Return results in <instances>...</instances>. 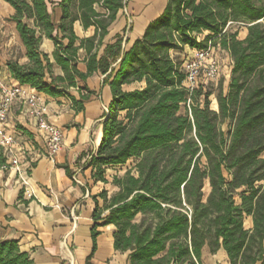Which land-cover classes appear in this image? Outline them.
I'll return each mask as SVG.
<instances>
[{
    "label": "trees",
    "instance_id": "obj_1",
    "mask_svg": "<svg viewBox=\"0 0 264 264\" xmlns=\"http://www.w3.org/2000/svg\"><path fill=\"white\" fill-rule=\"evenodd\" d=\"M1 1L14 11L9 22L27 59L25 65L6 61L18 85L65 97L75 111L91 95L85 82L94 73L110 89L101 141L88 167L94 182L104 184L107 169L129 167L112 180L117 193L98 195L104 205L93 212L92 251L96 228L113 225L114 249L129 252L130 264H200L204 245L211 253L222 248L229 264H264V0H167L140 39L124 50L117 37L100 57L125 0H60L58 24L48 10L51 0ZM75 1L79 17L70 11ZM77 20L83 29L94 27L91 38L75 37ZM231 25L245 27L243 39L229 31ZM42 38L53 43L62 76L53 75L40 51ZM209 45L231 61L227 86L220 80L215 90L199 84L189 91L183 62L169 52L187 49L188 56ZM79 49L87 57L86 73L77 70ZM133 83L144 87L122 90ZM69 89L86 94L76 101ZM213 91L216 110L210 108ZM103 211L108 214L98 225ZM0 264L33 262L8 241L0 242Z\"/></svg>",
    "mask_w": 264,
    "mask_h": 264
},
{
    "label": "crops",
    "instance_id": "obj_2",
    "mask_svg": "<svg viewBox=\"0 0 264 264\" xmlns=\"http://www.w3.org/2000/svg\"><path fill=\"white\" fill-rule=\"evenodd\" d=\"M59 2L51 0L48 6L54 24H58L62 16ZM124 4L115 21L107 28L98 57L103 54L106 45L116 42L117 37L122 40V48L127 50L143 36L146 26L163 12L167 0H125ZM94 10L106 15L97 5H94ZM70 11L73 16L79 17L76 1ZM13 14V9L0 0V83L6 85H18L11 78L6 61L16 60L19 65L27 63L13 24L9 22ZM72 30L79 40L91 38L95 32L94 27L83 29L78 20L72 24ZM78 45L79 42H76L75 46ZM54 49L51 41L42 38L40 51L49 57L53 75L62 76L52 59ZM16 50L22 54L18 59ZM184 52L188 50L184 49ZM169 53L178 60L177 55L183 51ZM77 57V70L86 73L85 51L79 49ZM103 78L101 74L94 73L86 80L85 85L91 95L82 103L81 111H75L67 98L51 99L37 93L47 105L49 123L63 132V145L54 162L46 159L44 142L26 115V107L16 102L7 114L9 131L16 135L14 148L24 152L21 160L25 158L33 163L27 172V197L17 174L5 168L7 160L0 149V242H16L20 252L26 253L33 264H130L129 252L114 249L116 229L113 225L96 228L99 234L92 251L93 212L96 205L98 209L104 205L98 195L103 190L108 198L117 193L118 188L112 185V180L122 177L129 167L128 164L124 168L107 169L105 184L94 182L92 169L88 167L101 141L103 116L111 102V92L107 85H103ZM142 87L143 83H133L123 85L122 90L131 92ZM69 91L76 101L86 94L82 92L79 95L75 89ZM107 214L108 211L101 213L98 225ZM139 219L140 216H137L136 221ZM243 226L246 230L252 228L250 217L244 218ZM200 264H229V260L222 248L211 253L208 245H204L200 252Z\"/></svg>",
    "mask_w": 264,
    "mask_h": 264
},
{
    "label": "built area",
    "instance_id": "obj_3",
    "mask_svg": "<svg viewBox=\"0 0 264 264\" xmlns=\"http://www.w3.org/2000/svg\"><path fill=\"white\" fill-rule=\"evenodd\" d=\"M213 50L214 48L209 45L204 51H193L186 56L181 69L185 74L189 91L195 89L199 84H207V82H201V78L209 81L217 77V67L211 59ZM16 102H20L26 107V115L32 120L36 131L41 135L45 157L50 162H54L55 156L62 148L63 132L49 123L47 105L35 91L20 85L0 83V149L3 157L7 160L5 168L17 174L24 194L28 197L27 172L31 169L33 161L25 158L21 160L24 152L14 148L16 135L9 131L7 123V114ZM73 179L75 180V178Z\"/></svg>",
    "mask_w": 264,
    "mask_h": 264
},
{
    "label": "rangeland",
    "instance_id": "obj_4",
    "mask_svg": "<svg viewBox=\"0 0 264 264\" xmlns=\"http://www.w3.org/2000/svg\"><path fill=\"white\" fill-rule=\"evenodd\" d=\"M229 31L230 32H237L238 39H243V37L245 36V33H246L245 27L240 26V25H231L229 27ZM186 54H187L186 52H183L182 54L177 55L178 56L177 57L178 61L184 62ZM15 56L18 59L19 57L22 56V54H21V52L16 50V55ZM211 59L215 63V65L217 67V77L215 79L209 80V81H207L205 78L204 79L201 78L200 80H201V82H207V84L209 85V87L212 90H215L218 82L220 80H223V88L225 89L226 86H227V80H228V77H229V69H230L231 61H230L228 56L223 51H221V50H219L217 48H214L212 56H211ZM70 92L71 91H68L69 94H70ZM215 96H216V92L213 91L212 95L209 97L210 108L212 110L216 109ZM63 99L66 100L65 97H63ZM182 112H184V107H182ZM262 158L264 159V154H263ZM207 193H208V188L205 187L204 188V194L207 195Z\"/></svg>",
    "mask_w": 264,
    "mask_h": 264
}]
</instances>
